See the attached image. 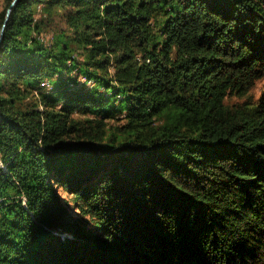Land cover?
Instances as JSON below:
<instances>
[{"label": "trees", "instance_id": "16d2710c", "mask_svg": "<svg viewBox=\"0 0 264 264\" xmlns=\"http://www.w3.org/2000/svg\"><path fill=\"white\" fill-rule=\"evenodd\" d=\"M13 2L0 264H264V0Z\"/></svg>", "mask_w": 264, "mask_h": 264}, {"label": "rangeland", "instance_id": "374dc122", "mask_svg": "<svg viewBox=\"0 0 264 264\" xmlns=\"http://www.w3.org/2000/svg\"><path fill=\"white\" fill-rule=\"evenodd\" d=\"M8 2L9 0H0V14H2L7 6H8ZM61 13L58 12V14L56 16H54L53 19H51L50 21H48V26L45 28V32H43V36L46 37V40H50L51 36L53 35V33H57L58 31H60L61 29L64 28V20L62 19ZM264 92V79L259 80L255 87L251 90L250 95H252L253 98H255V100H257L258 98H260V96L262 95V93ZM244 99H238L236 97H232L230 98V103H236V102H242ZM67 194H64V196ZM70 198V197H68Z\"/></svg>", "mask_w": 264, "mask_h": 264}, {"label": "water", "instance_id": "95a60500", "mask_svg": "<svg viewBox=\"0 0 264 264\" xmlns=\"http://www.w3.org/2000/svg\"><path fill=\"white\" fill-rule=\"evenodd\" d=\"M18 1H19V0H14V2H13V4H12L11 8L9 9L8 14H7L6 23H7L8 19H9V16H10V14H11V12H12L13 7L16 5V3H17ZM4 27H5V26H4ZM3 36H4V28L2 29V32H1V34H0V46H1V42H2V40H3Z\"/></svg>", "mask_w": 264, "mask_h": 264}]
</instances>
